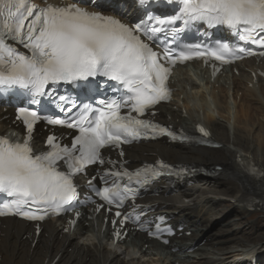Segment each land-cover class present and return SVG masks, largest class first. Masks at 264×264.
<instances>
[{"label": "snow or ice", "instance_id": "1", "mask_svg": "<svg viewBox=\"0 0 264 264\" xmlns=\"http://www.w3.org/2000/svg\"><path fill=\"white\" fill-rule=\"evenodd\" d=\"M140 3L147 4L148 0ZM180 5L179 13L168 19L149 17L156 25L172 26L169 30L149 29L139 23L129 27L112 16L87 11L75 3L39 8L30 0H0V92L20 89L30 95L31 104L39 105L41 98L51 97L59 84H74L97 76L115 81L122 89L118 98L100 100L99 107L83 104L75 115L66 118L41 117L35 110L19 109L26 126L24 140L13 142L8 136H0V194L8 198L7 202H0V216L43 220L49 214L58 215L72 207L77 197L73 177L87 165L106 163L102 149L147 136L149 130L177 138L167 129L139 118L171 95L167 86L171 68L161 63L160 55L142 35L148 39H155L154 34L162 31L176 35L183 31L175 27L177 22L185 27L203 22L208 27L227 26L238 34L240 41L264 49V0H180ZM14 43L23 45L30 54L18 51ZM201 49L199 44L188 45L174 55L165 48L163 59L174 66L193 58L230 63L243 55L257 54L228 43ZM259 55L264 56V51ZM58 99L65 105L68 102L65 96ZM76 107L73 101L71 106L61 107V111L71 113ZM125 108L128 112L122 113ZM41 119L49 125L76 129L78 135L71 146L62 145L55 135H49L48 150L35 153L32 133ZM199 131L208 135L202 127ZM61 166L66 170H61ZM160 167L168 166L161 163ZM160 175L162 172L152 167L135 173L108 170L101 179L107 182L109 177L114 178L112 186L97 189L96 194L108 205L119 208L130 193L134 199L138 191L131 186L133 178L137 185L144 186ZM125 177L129 183L121 185L119 181ZM99 207L103 205L97 210ZM141 215L146 213L141 211L135 219L139 221ZM116 216L121 213L117 211ZM129 218L125 215L123 220ZM158 219L162 222L164 217ZM156 231L171 230L157 224ZM116 235L119 237V233Z\"/></svg>", "mask_w": 264, "mask_h": 264}, {"label": "bare ground", "instance_id": "2", "mask_svg": "<svg viewBox=\"0 0 264 264\" xmlns=\"http://www.w3.org/2000/svg\"><path fill=\"white\" fill-rule=\"evenodd\" d=\"M258 67L264 71V58L258 64L246 60L240 67L239 76L217 77L216 86L210 84L209 79L212 78L205 69L197 72L203 76L204 86L191 78L189 70H179L175 77L179 78L175 85L176 90L179 88L175 100L159 107L161 116L190 131L196 122L202 121L221 144L219 148L157 141L132 146L126 152L133 165L141 159L161 155L174 162L193 163L196 166H222L223 173L217 176L192 175L189 179L193 184L190 185L176 184L175 189L168 185H157L158 195L148 200L157 212L170 216L171 222L185 226L183 231L193 230L190 236L173 238L168 246V249L178 248L180 259L178 254L171 252L170 256H158L153 252V249L160 247L158 243L143 236H134L136 247L113 245L108 241L109 228L100 233L94 229V219L87 218L83 219V223L89 222L88 226L79 222L72 232L68 224L46 222L44 233L37 237L32 246L34 235L30 225L7 218L0 221V264H51L54 256L58 258L53 264H175L177 260L192 264H228L240 255L245 264L251 256L257 264L264 261V242L233 251H226L227 246H222L242 235L244 238L237 239L236 243L252 237L245 226L236 224V221L246 213L247 206H258V202L264 205V77L256 74L254 79L251 76V72ZM225 83L232 88L231 104ZM207 97L211 98L214 108L211 109ZM229 125L231 133L228 132ZM0 126L15 128V124L8 120L0 122ZM247 166H256L262 176L258 179L247 177L243 174ZM218 199L233 200L235 203L230 206ZM225 219H228L227 225L235 226L234 233L240 232V236L219 239L216 236L219 234L210 232L211 222L215 228L221 226ZM230 231L231 227L229 231L219 233L228 235ZM257 236L261 237L262 234ZM203 237L205 242L198 247V251L192 255L186 252L192 243L196 244ZM145 244L149 245L144 248ZM207 249L215 252L210 251V254Z\"/></svg>", "mask_w": 264, "mask_h": 264}, {"label": "rangeland", "instance_id": "3", "mask_svg": "<svg viewBox=\"0 0 264 264\" xmlns=\"http://www.w3.org/2000/svg\"><path fill=\"white\" fill-rule=\"evenodd\" d=\"M222 202H225L226 204H228L230 206L233 205L232 201L228 202V201L224 200ZM261 210H264V209H261ZM246 213L240 216V219L238 221H236V224L238 223L242 227L245 226L246 231H249L251 233L250 235L252 237H249L247 240H240L237 243H236L237 239L244 238V235L240 236L241 235L240 232H237V234L234 233L235 232V226L234 225L231 226V224H229V225L226 224V220H228V219H225L224 223L221 226H217L215 228L213 227L214 226L213 222L210 223V227H211L210 232H212V233L215 232V234H219L220 236L216 235L219 239L232 236L233 234H236L235 236H240L239 238L234 239V243L232 242V243L226 244L227 247L229 246L226 251H233V250L237 249L238 247H247V246L255 244L257 242L258 243L264 242V215H263L264 211L258 213L257 211L256 212H254V211L248 212L246 210ZM230 227L232 230V231H230L231 232L230 234L224 235L223 233H219L220 231H223V230L229 231ZM259 233L262 234L261 237L257 236ZM246 236H248V235H246Z\"/></svg>", "mask_w": 264, "mask_h": 264}]
</instances>
